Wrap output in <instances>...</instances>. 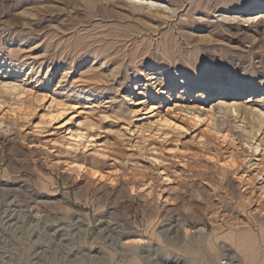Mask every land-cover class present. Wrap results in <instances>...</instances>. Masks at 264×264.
<instances>
[{
	"label": "rangeland",
	"instance_id": "obj_1",
	"mask_svg": "<svg viewBox=\"0 0 264 264\" xmlns=\"http://www.w3.org/2000/svg\"><path fill=\"white\" fill-rule=\"evenodd\" d=\"M144 1L0 0V264H264V0Z\"/></svg>",
	"mask_w": 264,
	"mask_h": 264
},
{
	"label": "bare ground",
	"instance_id": "obj_2",
	"mask_svg": "<svg viewBox=\"0 0 264 264\" xmlns=\"http://www.w3.org/2000/svg\"><path fill=\"white\" fill-rule=\"evenodd\" d=\"M131 1H134V3H138L141 6L145 5V3H147V5L149 7H153V6H156V7L161 6L162 7V5L158 1H147V2H145L144 0H131ZM138 4H136V6ZM260 7H262V6H260ZM258 9H260L259 6H256V7H254V9H249V10L253 11V10H258ZM171 10H173V9H171ZM173 12H174V10H173ZM241 16L247 17V18H244V19H246V21L253 18L251 16V13L250 14L248 13L247 15L242 14ZM151 72L152 71H150L148 73V75H153V72L152 73ZM153 78H155V77H153ZM190 82L193 83V81H190ZM190 82H188L189 85L191 84ZM233 82H235V80ZM205 83H207V82H205ZM0 84H1L0 85L1 86L0 91L6 89L7 92H8V89L12 90L13 92L18 91L19 88L22 86V85L19 86L20 84L19 85L17 84L19 87L18 88L17 86H15L16 83L15 84H13V83L9 84V82H5V81H0ZM213 84H214L213 90L215 91V93L213 95H215L216 92L218 90H220L221 94L228 96V97H226V99L221 98L214 105L216 111H214V113H212V118L214 120V122H213L214 129H215V131H217L216 133H220V132L224 131L223 134L221 133V135L224 139L230 137L231 139L233 138V140L236 139V142L238 141V143H245L244 144V145H246L245 150L248 151L249 153L252 152L253 154L257 155V153L263 152V154H264V110L262 108L255 107L254 105L251 104V102L249 103L246 101L244 103V102L240 101V99H242V95L248 91L247 88H245V87L237 88V86H235V88H233V90H229V88H226L227 87L226 86L225 88L217 89L218 88L217 85L220 83H213ZM207 86H210V84L208 83ZM233 86L234 85L232 84V87ZM250 91L252 93L254 91V89L252 88V89H250ZM230 95H233V96H231V98H229ZM234 114L237 115L238 118L242 119V121L240 123H237V122L233 123L229 119ZM247 114H249L252 118V121L248 124H246L244 122L247 119L246 118ZM196 117H200V115L196 114ZM213 120H210V121H213ZM214 129H213V131H214ZM84 136H85L84 133L81 132L79 135H76V136L73 135L70 138H71V140H73V142L80 143L82 141V138H85ZM261 176H263V175H261Z\"/></svg>",
	"mask_w": 264,
	"mask_h": 264
}]
</instances>
